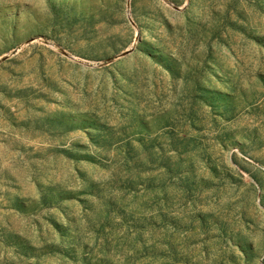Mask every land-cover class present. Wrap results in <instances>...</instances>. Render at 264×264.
Segmentation results:
<instances>
[{"label":"rangeland","instance_id":"374dc122","mask_svg":"<svg viewBox=\"0 0 264 264\" xmlns=\"http://www.w3.org/2000/svg\"><path fill=\"white\" fill-rule=\"evenodd\" d=\"M0 264H264V0H0Z\"/></svg>","mask_w":264,"mask_h":264}]
</instances>
